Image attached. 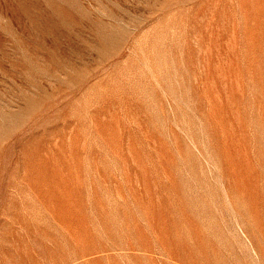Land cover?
Wrapping results in <instances>:
<instances>
[{
    "label": "rangeland",
    "instance_id": "obj_1",
    "mask_svg": "<svg viewBox=\"0 0 264 264\" xmlns=\"http://www.w3.org/2000/svg\"><path fill=\"white\" fill-rule=\"evenodd\" d=\"M0 264H264V0H0Z\"/></svg>",
    "mask_w": 264,
    "mask_h": 264
}]
</instances>
